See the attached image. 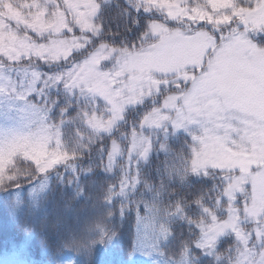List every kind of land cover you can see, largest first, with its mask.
Wrapping results in <instances>:
<instances>
[{"label":"trees","instance_id":"1","mask_svg":"<svg viewBox=\"0 0 264 264\" xmlns=\"http://www.w3.org/2000/svg\"><path fill=\"white\" fill-rule=\"evenodd\" d=\"M99 1L100 43L124 52L154 44L153 23L182 31L159 16H142L126 0ZM189 1L227 15L243 0ZM10 9L39 17L47 1L0 0L3 41ZM89 56L54 69L0 60V264H241L244 245L236 238L208 253L199 249L205 227L227 217L231 184L223 175H195L192 136L155 138L152 158L131 162L134 137L157 104L130 111L115 135H104L91 123L114 119L108 104L38 79ZM115 145L123 157L112 170Z\"/></svg>","mask_w":264,"mask_h":264},{"label":"rangeland","instance_id":"2","mask_svg":"<svg viewBox=\"0 0 264 264\" xmlns=\"http://www.w3.org/2000/svg\"><path fill=\"white\" fill-rule=\"evenodd\" d=\"M46 1L39 17L9 10L12 26L5 41L0 38V60L54 69L89 54L65 73L38 79L108 104L114 119L91 123L104 135H115L130 111L157 104L134 137L131 162L149 161L155 138L192 136L195 175H223L231 184L227 217L205 227L199 249L208 253L236 238L244 245L241 264H264V0H243L227 15L189 0H126L142 16H159L182 30L153 23L154 44L135 52L100 43L99 0ZM116 1L122 0L105 4ZM122 157L115 145L112 170Z\"/></svg>","mask_w":264,"mask_h":264}]
</instances>
